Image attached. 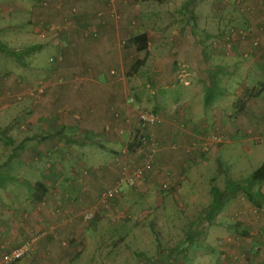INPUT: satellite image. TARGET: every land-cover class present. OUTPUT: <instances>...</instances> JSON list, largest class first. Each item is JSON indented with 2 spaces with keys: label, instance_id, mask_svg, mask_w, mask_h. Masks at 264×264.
Segmentation results:
<instances>
[{
  "label": "crops",
  "instance_id": "obj_1",
  "mask_svg": "<svg viewBox=\"0 0 264 264\" xmlns=\"http://www.w3.org/2000/svg\"><path fill=\"white\" fill-rule=\"evenodd\" d=\"M230 1L60 0L51 1L46 9H38L36 13L42 17L38 20L56 29L53 35L57 37L47 48L63 55L61 63L44 68V76H61L64 81L45 91L30 110H21V118L32 120L36 112L41 119H35V134L28 135L25 130L13 148L14 157L22 160L27 157L30 165L50 154L54 158L60 156L59 162L72 165L79 159L95 167L86 178L88 185L81 189L84 194L79 196L83 200L98 190L100 184L109 186L116 182L120 163L115 158L124 141L129 163L145 159L141 155L139 159L132 157L136 152L131 140L139 132L152 136L159 148L152 160L154 169L145 173V184L149 179L160 182L166 176L175 183L181 167L185 175L191 176L189 168L193 161L206 153L199 141L205 134L216 133L224 139L220 148L211 149V154L220 150L224 155V151L233 150L247 154L248 140L257 134L264 135V50L247 42L229 49L212 47L213 37L208 40L207 33L211 27L204 26V21L220 19L237 22L234 13L227 9ZM250 1L255 5L253 17L264 19V1ZM22 33L28 35L23 29ZM139 34L147 38V47L142 51H137L132 44L126 45ZM30 47L32 51L41 46ZM67 53H70L69 64L65 58ZM183 69L187 73L185 78L179 73ZM2 88L7 92L16 91L18 85L14 90L13 84H1ZM3 94L5 97L0 103L9 100V94ZM128 99H132L131 105ZM135 104L144 106L161 118V122L155 127L137 129ZM60 107L65 113L58 117L55 109ZM76 115L80 121H76ZM49 121L51 125H47ZM106 124L112 128L110 131L104 129ZM251 133L254 137L246 138ZM7 136L12 144L11 135ZM193 141L201 147L187 153ZM110 162L114 166L109 167ZM4 175L0 174V183L10 182L9 176ZM185 175L181 179L187 181ZM41 182L46 189L43 199L48 204L39 212L34 207L40 202L36 200L40 190L34 183L25 182L21 186L25 190L17 189L14 193L13 187L9 190L5 186V194H0V254L16 246L22 238L34 235L39 226L50 228L51 233L32 245V255L39 253L37 248L44 253L46 246L74 236V228L79 223L75 216L81 204L79 190H67L62 184L52 190ZM259 192L264 194V189ZM64 193H69V198L63 197ZM171 222L165 223V229L173 228ZM195 226L198 232L208 229L200 244L193 246L184 242L182 246L188 250L212 243L211 259L215 260L220 229L216 234V227H208L205 221ZM205 249L206 246L199 249L204 257L196 260L197 264H205L210 259ZM60 254L68 256V251L62 248ZM248 260L252 264H264V255L252 252Z\"/></svg>",
  "mask_w": 264,
  "mask_h": 264
},
{
  "label": "rangeland",
  "instance_id": "obj_2",
  "mask_svg": "<svg viewBox=\"0 0 264 264\" xmlns=\"http://www.w3.org/2000/svg\"><path fill=\"white\" fill-rule=\"evenodd\" d=\"M51 1L60 0H0V101L5 97L3 93L9 94V102L0 103V174H5L4 176H9L11 179L10 182L1 181L0 194L3 195L5 186L9 190L13 187L11 192L14 193L17 189L25 190L21 187L25 182L35 184L42 183L43 180L52 190L55 187L57 189L56 185L60 184L65 185L67 190L78 189L77 196H79L88 185L86 178L89 172L95 168L89 167L79 159L72 165L64 161L59 162L60 156L54 158V155L50 154L44 155L43 159H38L30 165L26 162L27 157L22 160V157L16 156L18 157L16 159L12 156V153L16 152L13 148L25 130H28V135L35 134L37 127L35 119H41L36 112L32 120H28V117L21 118L19 116L21 110H30L32 105H35V101L44 96L45 91L64 81L61 76L46 78L44 76L46 71H43L45 67L63 61V55L58 50L55 52L54 49L47 48L48 45L51 46L52 39L57 37L53 35L56 29L46 27V23H41L42 19L38 20L42 17L36 13L38 9L48 8L52 4ZM230 2L227 9L234 13L237 22L228 23L225 19L217 22L204 21V26L211 27L207 32L210 36L208 40L213 37L210 40L211 46L229 49V47L245 45L247 42L263 51L264 19L253 17V8H255L253 1L231 0ZM143 14L147 15L145 12ZM213 28L217 31H213ZM22 29L28 35H24ZM231 32L238 33L233 36ZM227 35H230L229 39L222 43ZM216 41L219 42L215 43ZM36 45L41 47L29 51L30 46ZM19 50H24L23 54ZM69 55L70 53H67L65 57L68 64ZM179 73L184 78L187 74L184 69ZM1 84L7 86L13 84V90L18 85V89L7 92L3 90L4 87L1 89ZM247 86L246 88L249 87ZM135 105L150 113L141 104ZM62 108L55 109V115L61 117L65 113V109ZM75 119L80 121L77 115ZM158 121L160 123L161 118ZM48 124L51 125L52 122L49 121ZM103 127L107 131L112 129L109 124ZM7 135L9 137L11 135L12 144L8 142ZM214 135L220 136L216 133ZM250 137H254V134L246 136V138ZM248 141L245 155L240 150L224 151L225 155L221 150L211 154L212 148L217 149L223 145V137L220 144L202 145L201 150L206 153L198 155L196 157L198 161H193L189 168L192 171L191 176L185 175L186 172L181 167L180 171L178 169V180L175 183L166 176L160 182L149 179L145 184L147 180L145 173L154 169L151 166L149 170H143L141 176L134 184L130 183L131 185L128 182V175L141 170L145 164L144 160L149 161L151 157L153 160L159 148L155 140L157 149H154L153 156L151 155L153 153L147 156V150L150 152L152 147L146 150L140 147L138 140L135 139L132 149L137 155L135 153L132 157L139 159L141 155L145 159H139L131 164L128 162L129 153L124 149L127 142L124 141L117 150L115 158V162L120 163L116 183L114 180L109 186L100 184L98 190L91 192L87 198L83 197V200L79 196L81 204L78 205L75 215L79 223L74 228V236L70 237V240L59 241L57 245L54 242L53 245L46 246L47 251L44 253L37 248L39 253L35 252L32 255V245L51 233L50 228L39 226L40 228L34 232L37 236L22 238L28 242L36 237L33 244L29 245L28 252L17 264H197L196 260L204 257L199 249L205 246V250L210 253V259L203 262L205 264H252L248 260L252 252L258 256L264 255V251L261 252V248H264V194L259 192V189H264V182L247 187L246 181L264 161V135L257 134L254 139ZM241 145L244 147L243 144ZM200 147L199 143L193 141L186 150L187 153H193ZM112 163L110 162L109 167L114 166ZM183 175L187 181L181 179ZM119 180H123L120 195L117 199L104 203L103 191L114 188ZM245 189L261 195L253 196L260 202V206L249 200L245 195ZM63 197L69 198V193H64ZM35 204L34 210L39 212L48 203L43 199L42 202ZM28 206L30 207V203ZM170 220L172 226L174 225L173 228L165 229V223ZM203 221L208 227H216V234L221 231L216 236L215 260L211 259L212 243L201 244L200 248L197 246L188 250L182 246L184 242H189L193 246L200 244L201 238L208 229L202 228L198 232L194 227L197 222ZM69 241H73L72 244ZM228 245L233 247L228 248ZM62 248L68 251V256L60 254ZM5 252L7 251L2 254ZM172 256L174 260L170 259Z\"/></svg>",
  "mask_w": 264,
  "mask_h": 264
},
{
  "label": "built area",
  "instance_id": "obj_3",
  "mask_svg": "<svg viewBox=\"0 0 264 264\" xmlns=\"http://www.w3.org/2000/svg\"><path fill=\"white\" fill-rule=\"evenodd\" d=\"M237 33L238 32H233V33L231 32V35L234 36ZM229 36L230 35H227L226 37H224L225 39L222 41V43H225L229 39ZM218 42L219 41H216L215 43H218ZM256 45H257V43H255V46ZM128 101H129V103L132 104V99H128ZM134 110L136 112L137 119H138L137 129L142 130V129L150 128V127L158 124L159 118H158V116L154 115V113L146 112L142 107H138L136 105H134ZM221 138L222 137L218 136V135L205 134V135H203V137L200 138V140H201L202 145L208 146L207 145L208 143L220 144ZM135 139L138 140L140 147L145 148L146 150H147V148L152 147L150 152L147 150V153H146L147 156H150L151 153H153V154H151L152 156L154 155V152L157 149V145H156L155 140L152 136H145L139 132L138 134L135 135L134 138H132V140H131L132 143L134 142ZM124 149L127 152L126 146L124 147ZM143 162H145V164L143 167H141V170H137V172H134L133 174L128 175L129 184L130 183L134 184V182L141 176L143 170L145 171L146 169L149 170L151 168L152 157H151V159H149V161L144 160ZM121 182H123V180H119V182H117V184L114 188L112 187L109 189H105L103 191L102 200L104 201V203H107L111 200L117 199V197L120 195V188L122 186ZM34 236H37V235L34 234ZM35 239H36V237L35 238L33 237L28 242L25 240H20L16 246H14L12 249L3 253L0 256V264H17L24 257V255L28 252L29 245L33 244Z\"/></svg>",
  "mask_w": 264,
  "mask_h": 264
},
{
  "label": "trees",
  "instance_id": "obj_4",
  "mask_svg": "<svg viewBox=\"0 0 264 264\" xmlns=\"http://www.w3.org/2000/svg\"><path fill=\"white\" fill-rule=\"evenodd\" d=\"M133 45L134 48L137 50V51H142V50H145L146 47H147V38H146V35L145 34H139V35H136V36H133L131 39L128 40V42L126 43V45ZM19 52L21 54H23L24 50L20 51ZM12 156L14 157V155L12 154ZM264 182V161L261 163V165L255 169L249 176L248 180L246 181V185L247 187L248 186H251L253 185L254 183H263ZM35 186L39 188V192L37 193V199L38 201L42 202L43 201V197L46 193V189L45 187H43L42 183H35ZM245 192V195L249 198V200L256 204V206H260V202L256 201L253 196L256 195V196H261L258 192H255L254 194L251 193V191L249 190H244ZM170 259H173V256L170 258ZM174 260V259H173Z\"/></svg>",
  "mask_w": 264,
  "mask_h": 264
}]
</instances>
